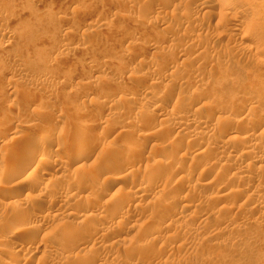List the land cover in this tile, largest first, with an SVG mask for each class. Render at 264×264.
Listing matches in <instances>:
<instances>
[{
    "label": "rangeland",
    "instance_id": "374dc122",
    "mask_svg": "<svg viewBox=\"0 0 264 264\" xmlns=\"http://www.w3.org/2000/svg\"><path fill=\"white\" fill-rule=\"evenodd\" d=\"M52 121L9 264H264V0H0V161Z\"/></svg>",
    "mask_w": 264,
    "mask_h": 264
},
{
    "label": "bare ground",
    "instance_id": "6f19581e",
    "mask_svg": "<svg viewBox=\"0 0 264 264\" xmlns=\"http://www.w3.org/2000/svg\"><path fill=\"white\" fill-rule=\"evenodd\" d=\"M205 5H207V4H205ZM203 6V5H202ZM193 102V101H192ZM156 107V106H155ZM157 108V107H156ZM177 110V109H176ZM178 111V110H177ZM173 112V111H172ZM202 113V112H201ZM40 114V113H39ZM208 114V113H207ZM46 117H48V116H46ZM178 117H180V116H178ZM202 118H205V116H203L202 115ZM47 119V118H46ZM174 119V118H173ZM206 119V118H205ZM209 119V118H208ZM207 120V119H206ZM177 121V120H176ZM175 121V122H176ZM201 121V120H200ZM205 121V120H204ZM47 122V121H46ZM53 122V124H54V121H52ZM171 122V121H170ZM252 122V121H251ZM174 123V122H173ZM180 123V122H179ZM205 123V122H204ZM203 123V124H204ZM253 123V122H252ZM52 123H47L46 125H45V128H44V133L43 134H41L40 135V137H39V139L37 140V142L35 143V144H33V146L32 145H30V147L29 148H25L24 147V149H22L21 151H19L18 153H17V151L15 150L16 148L14 147V148H12V149H10L9 151H8V154H7V157H6V160L7 161H5V162H8V161H15V163L14 164H16L17 165V170H16V172L13 170V168L11 167V166H7V164L8 163H5L4 161H0V166H2V168L3 167H7V174H9L10 175V178H9V180H8V183H11V185L10 186H12V184L14 183L13 181H15V179H17V177H19V176H21L23 173L25 174V171L27 170V168H28V166L32 163V161L39 155V153L40 152H42V150H41V145H40V143L42 144V141H44V140H46L47 141V136H48V138H49V135H47V133L46 132H48V131H53L54 130V126H55V124L53 125ZM178 124V123H177ZM175 125H176V123H175ZM185 125V124H184ZM199 125H200V123H199ZM56 126H57V124H56ZM88 126V125H87ZM205 127V126H204ZM134 128V127H133ZM181 128V127H180ZM185 128V127H184ZM1 129V128H0ZM18 129V128H17ZM83 129V128H82ZM87 129V128H86ZM182 129V128H181ZM228 129V128H227ZM227 129L226 128H222V130L221 131H219V134H226L227 133ZM3 130V129H2ZM43 130V129H42ZM183 130V129H182ZM185 130H186V128H185ZM185 130H184V132H185ZM19 131V130H18ZM57 131V130H56ZM181 131V130H180ZM187 131V130H186ZM189 131H190V129H189ZM63 131H61V133H62ZM183 131H181V133H182ZM218 132V131H217ZM1 133V132H0ZM52 132H50V134H51ZM54 133V132H53ZM105 133V132H104ZM186 133V132H185ZM198 133V132H197ZM132 134V133H131ZM184 134V133H183ZM187 134H188V132H187ZM217 134V133H216ZM22 135H24V134H22ZM58 135V134H57ZM215 135V134H214ZM58 136H60V134L58 135ZM181 136H183L182 134H181ZM20 137V136H19ZM24 137V136H23ZM187 137V136H186ZM29 138V137H28ZM194 138V137H193ZM243 138V137H242ZM17 139V138H16ZM23 138H21V139H19L18 138V140H16V143H21V141H23L22 140ZM25 139V138H24ZM50 139V138H49ZM57 139V138H56ZM178 140H180V139H178ZM177 140V141H178ZM212 140V139H211ZM34 141H36V140H34ZM82 141V140H81ZM80 141V142H81ZM176 141V140H175ZM190 141V140H189ZM24 142V141H23ZM49 142L51 143V141L49 140ZM45 143V142H44ZM54 143V142H53ZM181 143V142H180ZM196 143V142H195ZM247 143V142H246ZM26 144V143H25ZM57 144V143H56ZM80 143H78L75 147H74V149L76 150V149H79L80 148V145H79ZM82 144H84V143H82ZM258 144V143H257ZM44 145V144H43ZM46 145V144H45ZM49 145H51V144H48V146ZM53 145V144H52ZM55 145V144H54ZM58 145V144H57ZM134 145V144H133ZM225 145V144H224ZM17 146V145H16ZM26 146V145H25ZM46 147V146H45ZM44 147V149H46ZM50 147V146H49ZM82 147V146H81ZM181 147V146H180ZM136 148V147H135ZM250 148V147H249ZM55 149V148H54ZM73 149V150H74ZM18 150V149H17ZM47 150V149H46ZM203 150V149H202ZM250 150V149H249ZM77 151V150H76ZM125 151V150H124ZM129 151V150H128ZM249 152V151H248ZM74 153V152H73ZM130 153V152H129ZM204 153V152H203ZM125 154H126V152H125ZM200 154H202V153H200ZM250 154V153H249ZM248 153H247V155H249ZM77 155H78V153H77ZM246 155V154H245ZM16 156V157H15ZM41 156V155H40ZM60 156V155H59ZM58 156V152H57V150L56 151H54V150H49V152H48V154L46 155V158H44L45 159V161H51V162H53V166L54 167H56V170H58V169H60V168H62V164L61 163H58L57 161L58 160H60V159H58V158H60ZM133 155H131V157H132ZM203 156V155H202ZM252 156V155H251ZM14 157H15V159H14ZM128 157V156H127ZM199 157V156H198ZM62 158V157H61ZM40 159V158H39ZM38 159V160H39ZM42 159V158H41ZM67 159V158H66ZM129 159V158H128ZM127 159V160H128ZM36 160V159H35ZM63 160V159H62ZM126 160V161H127ZM157 160V159H156ZM161 160V159H160ZM41 161V160H40ZM44 161V162H45ZM64 161V160H63ZM130 161V160H129ZM133 161V160H132ZM158 161H159V159H158ZM43 162V161H42ZM62 162V161H61ZM67 162V160L65 161V163ZM161 162V161H160ZM163 162V161H162ZM37 163H39L38 164V167L41 169V170H45L46 168H42L41 167V162H37ZM46 163V162H45ZM44 163V165H46ZM130 163V162H129ZM165 163V162H164ZM156 164V163H155ZM13 165V164H12ZM42 165H43V163H42ZM43 165V166H44ZM66 166V165H65ZM37 167V166H36ZM153 168V167H152ZM15 169V168H14ZM156 169V168H155ZM3 170H4V168H3ZM55 170V169H54ZM36 171V170H35ZM53 171V170H52ZM133 171V170H132ZM50 172V171H49ZM57 172V171H56ZM156 172V171H155ZM3 173V172H2ZM147 173V172H146ZM43 174H45V175H47V174H49L47 171H44L43 172ZM51 174V173H50ZM3 175V174H2ZM1 175V176H2ZM4 175H5V173H4ZM41 175V174H40ZM126 175V174H125ZM153 175V174H152ZM155 175V174H154ZM7 176V175H6ZM8 177V176H7ZM153 176H151L150 174H144L143 175V178H142V181L144 182V181H146V182H148L149 181V183H150V180H151V178H152ZM1 178V177H0ZM20 178V177H19ZM62 178V177H61ZM153 179V178H152ZM23 180V179H22ZM58 180V179H57ZM61 180V179H60ZM22 182V181H21ZM21 182L20 183H17V184H21ZM63 182V181H62ZM2 183V182H1ZM40 183V182H39ZM64 183H65V181H64ZM142 183V182H141ZM15 184L16 183H14V186H15ZM26 184V183H25ZM58 184V183H57ZM144 184V183H143ZM1 185V184H0ZM33 185V184H32ZM60 185H62V184H60ZM2 186V185H1ZM5 186V185H4ZM10 186H9V188L6 186V188H8V189H10ZM13 186V187H14ZM20 186H22V185H20ZM148 186V185H147ZM12 187V188H13ZM16 187V186H15ZM30 187V186H29ZM40 187V186H39ZM45 187V186H44ZM43 187V188H44ZM51 187V186H50ZM62 187V186H61ZM3 188V187H2ZM31 188H33V186H31ZM60 188V187H59ZM142 188H143V186H142ZM26 189V188H25ZM46 189H48V188H46ZM50 189V188H49ZM139 189V188H138ZM6 190V189H5ZM17 189H15L12 193H11V190H9V192L11 193L10 195L11 196H17V195H19V191H16ZM23 190V189H22ZM55 190V189H54ZM104 190V189H103ZM150 190V189H149ZM36 191V190H35ZM98 191V190H97ZM137 191V190H136ZM1 192V191H0ZM145 192V191H144ZM143 192V193H144ZM2 193V192H1ZM0 193V194H1ZM7 193V192H6ZM53 193V192H52ZM57 193V192H56ZM129 193V192H128ZM140 194L142 193V192H139ZM8 194V193H7ZM130 194H132V193H130ZM129 194V195H130ZM136 194V193H135ZM139 194V195H140ZM2 195V194H1ZM26 195V194H25ZM57 195V194H56ZM128 195V194H127ZM41 196V195H40ZM55 196V195H54ZM136 196V195H135ZM145 196V195H144ZM138 197V196H137ZM9 198V197H8ZM82 198V197H81ZM135 198V197H134ZM87 199H88V197H87ZM32 201V200H31ZM87 201V200H86ZM16 202V201H15ZM14 202V203H15ZM21 202V201H20ZM19 202V203H20ZM25 202V201H24ZM29 202V201H28ZM77 202V201H76ZM261 202V201H260ZM17 204V203H16ZM31 204V203H30ZM261 204V203H260ZM4 205V204H3ZM7 205V204H6ZM21 206V205H20ZM31 206V205H30ZM7 207V206H6ZM17 207V206H16ZM5 208V207H4ZM21 208H23V206L21 207ZM26 208H28V207H26ZM10 209V208H9ZM13 209V208H12ZM15 209V208H14ZM13 209V210H14ZM21 210V209H20ZM19 210V211H20ZM10 212V211H9ZM8 212V213H9ZM13 213H15V212H13ZM21 215V214H20ZM8 216V215H7ZM53 216H55L54 214H53ZM88 216V215H87ZM14 218V217H13ZM22 219V218H21ZM9 220V219H8ZM24 220V219H23ZM13 221V220H12ZM11 221V222H12ZM15 222V221H14ZM18 222V221H17ZM19 222H21V221H19ZM21 223H23V222H21ZM19 224V223H18ZM18 224H16V225H18ZM30 224V223H29ZM15 226V225H14ZM19 226H21L20 224H19ZM23 226H25V223H24V225ZM22 226V227H23ZM27 226H28V223H27ZM27 226H25V227H27ZM35 226V225H34ZM36 226H37V224H36ZM40 226V225H39ZM16 227V226H15ZM21 227V228H22ZM31 227V226H30ZM19 228V227H18ZM20 229V228H19ZM27 229H28V227H27ZM32 229V228H31ZM43 229V228H42ZM41 230V229H40ZM24 232V231H23ZM15 233V232H14ZM39 233V232H38ZM34 234V233H33ZM34 236V235H33ZM45 237V236H44ZM51 237V236H50ZM44 239V238H43ZM2 240V239H1ZM11 245V244H10ZM14 245H16L15 243H14ZM41 249H43V248H41ZM45 249V248H44ZM1 250V249H0ZM14 250V249H13ZM42 251V250H41ZM2 252H4V251H2ZM8 252V251H7ZM16 252V251H15ZM14 252V253H15ZM55 252V251H54ZM11 253V252H10ZM57 253V252H56ZM3 254V253H2ZM1 254V251H0V264H9V262H7L5 259H8L9 258V255L7 256V255H2ZM8 254V253H7ZM12 254H13V252H12ZM15 254H13V255H11V258H13L12 256H14ZM15 257V256H14ZM18 257V256H17ZM16 258V257H15ZM18 259H20V258H18ZM15 260V259H14ZM10 261V260H9ZM18 261V260H17ZM12 263V262H11ZM20 263V262H19ZM12 264H14V263H12Z\"/></svg>",
    "mask_w": 264,
    "mask_h": 264
}]
</instances>
